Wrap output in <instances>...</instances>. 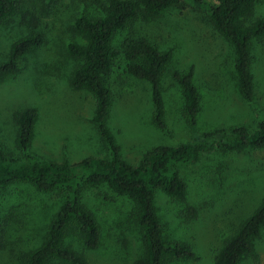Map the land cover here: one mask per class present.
Returning a JSON list of instances; mask_svg holds the SVG:
<instances>
[{
    "label": "rangeland",
    "instance_id": "obj_1",
    "mask_svg": "<svg viewBox=\"0 0 264 264\" xmlns=\"http://www.w3.org/2000/svg\"><path fill=\"white\" fill-rule=\"evenodd\" d=\"M105 1L20 0L18 12L0 24V64L9 60L19 39L44 35L43 44L27 51L16 70L0 76V147L6 156L26 159L16 144L15 117L22 109L35 107L38 119L28 153L58 162L89 155L110 157L91 121L93 96L70 84L80 61L70 54L69 44L82 41L74 32L75 21L82 15L100 16ZM259 18H264V0L257 1L249 20ZM128 34L171 52L162 77L165 128L154 123L150 84L125 72L122 54L108 79L114 93L109 126L128 162L138 163L157 145L193 141L216 128L244 126L252 131L264 119V37L251 45L255 91L249 100L240 92L233 46L210 23L205 6L183 2L152 21L132 20L115 40L118 51ZM191 69L201 97L197 129L188 121L181 88L173 78L174 71L186 74ZM173 169L186 182V198L157 192V212L165 237L187 241L196 255L174 263L214 264L224 242L264 198V147L213 149L195 163H175ZM63 200L61 191H42L22 181L0 189V264H19L22 253L42 241ZM81 201L101 230L98 248L84 250L89 264H136L144 247L134 202L105 183L86 186ZM187 205L196 208V217L187 215ZM254 244L255 256H245L239 264H264V228Z\"/></svg>",
    "mask_w": 264,
    "mask_h": 264
},
{
    "label": "trees",
    "instance_id": "obj_2",
    "mask_svg": "<svg viewBox=\"0 0 264 264\" xmlns=\"http://www.w3.org/2000/svg\"><path fill=\"white\" fill-rule=\"evenodd\" d=\"M257 1L106 0L101 3L103 13L100 16L82 15L76 19L74 32L82 41L70 43L69 52L80 63L70 78V84L73 89L88 91L93 96L95 110L91 121L110 149V157L89 155L76 162H58L32 155L27 150L34 136L38 110L26 107L16 115V144L26 152V159L8 157L0 147V189L22 181L42 191H61L64 196L44 238L37 246L22 253L19 264H89L84 250L98 248L101 230L92 212L82 204L81 195L86 186L101 183L128 196L135 204L144 247L136 264H175L180 259L195 258L187 241L165 237L157 212V192L185 200L187 185L179 171L173 169L175 163H195L213 149L243 151L264 147V119L252 131L244 126L216 128L193 141L157 145L148 149L138 163L128 162L109 126L114 93L108 79L122 54L125 72L150 84L154 123L165 128L162 77L171 60V52L160 50L147 38L132 34L123 36L121 51L114 43L132 20L152 21L168 7L183 2L203 5L210 23L232 44L240 92L251 100L255 91L251 45L254 39L264 37V18L249 20ZM19 8L20 0H0V24L15 15ZM43 42L42 33L29 34L16 41L11 47L9 60L0 64V76L16 70L23 55ZM193 72V69L186 74L174 71L173 78L181 88L188 121L197 129L201 97ZM187 215L196 217V208L187 205ZM263 228L264 198L234 235L224 242L214 264H239L245 256H255L254 242L262 236Z\"/></svg>",
    "mask_w": 264,
    "mask_h": 264
}]
</instances>
